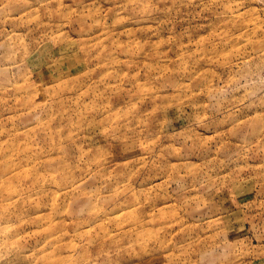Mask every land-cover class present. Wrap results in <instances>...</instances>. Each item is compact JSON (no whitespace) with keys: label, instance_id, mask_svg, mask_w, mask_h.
Instances as JSON below:
<instances>
[{"label":"rangeland","instance_id":"rangeland-1","mask_svg":"<svg viewBox=\"0 0 264 264\" xmlns=\"http://www.w3.org/2000/svg\"><path fill=\"white\" fill-rule=\"evenodd\" d=\"M0 264H264V0H0Z\"/></svg>","mask_w":264,"mask_h":264}]
</instances>
